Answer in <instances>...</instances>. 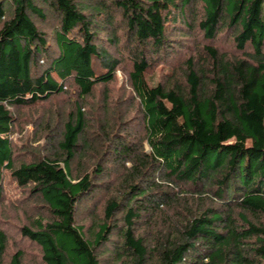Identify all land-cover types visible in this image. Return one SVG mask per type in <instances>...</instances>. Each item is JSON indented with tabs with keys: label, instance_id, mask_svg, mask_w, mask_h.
Masks as SVG:
<instances>
[{
	"label": "trees",
	"instance_id": "1",
	"mask_svg": "<svg viewBox=\"0 0 264 264\" xmlns=\"http://www.w3.org/2000/svg\"><path fill=\"white\" fill-rule=\"evenodd\" d=\"M29 116L44 141L17 145ZM7 180L42 264H264V0H0V202Z\"/></svg>",
	"mask_w": 264,
	"mask_h": 264
},
{
	"label": "rangeland",
	"instance_id": "2",
	"mask_svg": "<svg viewBox=\"0 0 264 264\" xmlns=\"http://www.w3.org/2000/svg\"><path fill=\"white\" fill-rule=\"evenodd\" d=\"M50 18L52 19L53 17L50 15ZM46 26V25H45ZM187 40L191 46H194V40L193 39H185ZM125 68L118 69L117 71V77L114 80V82L110 85L109 89L111 90V94L114 99L117 98V95L119 92L124 93V97L128 95L130 92V85L127 82V76L126 74L128 73V63H125ZM170 66L167 68H160L159 66L154 68L149 75V79L151 78L152 82H156L159 78H161L166 72H169ZM129 87V88H128ZM122 88V89H121ZM122 91H119V90ZM99 91V90H97ZM126 94V95H125ZM99 96V95H98ZM99 98V97H98ZM95 99V101H94ZM100 99V98H99ZM76 100V97L72 94H65V95H60V97L57 100H50L46 102L42 107L40 106V111H46V114L49 112H52L53 109L58 110L59 108L63 109V111H66L70 109V107L74 104ZM115 101V100H111ZM97 102L96 98H90L88 100L89 108L91 107H97ZM88 104L86 102V105H84L87 109ZM20 113L24 112L25 109L20 108ZM40 111L37 115L40 114ZM44 115L43 118L47 117V115ZM42 118V119H43ZM26 123L23 124V130L22 127H18L20 130L16 131L13 134L14 141L18 145L21 142H25L23 140L28 139L27 135L31 136L34 145H38L39 143H43V139L40 140L39 142H34L33 138L35 136L37 126L35 124V119L32 117H28L26 119ZM140 130V125L135 124L133 127V132L139 133ZM146 149L149 150V145L146 144ZM6 200L0 202V225L5 228L8 231V234L10 236V245H9V251L6 255L5 260L8 261V258L11 256V253L15 250L21 249L23 250L25 257L27 258V261H32L35 264H42L41 260V255H40V248L37 246L35 243L29 241V240H21L20 235H19V227L22 224H26L29 222L27 218H31L36 216L37 210H32L34 202L32 200H29L30 202H27L25 205H23V200L24 196L26 195V191L23 190L22 188H18L16 184L11 180V181H6ZM32 202V203H31ZM23 205V206H21ZM86 206H83L82 209L80 210V220L82 223L88 225H91V222L93 219L91 218L90 215H88L85 210ZM105 256H108L105 255ZM105 261L103 260L102 264H117L116 260L108 257H104Z\"/></svg>",
	"mask_w": 264,
	"mask_h": 264
}]
</instances>
